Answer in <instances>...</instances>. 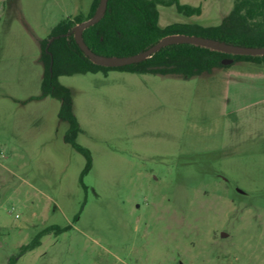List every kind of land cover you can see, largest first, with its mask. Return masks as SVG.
I'll return each instance as SVG.
<instances>
[{
    "label": "rangeland",
    "instance_id": "374dc122",
    "mask_svg": "<svg viewBox=\"0 0 264 264\" xmlns=\"http://www.w3.org/2000/svg\"><path fill=\"white\" fill-rule=\"evenodd\" d=\"M183 1L202 13L160 6V26L216 25L232 6ZM91 2L0 0V264H264V67L59 77L82 176L60 102L40 98V42ZM49 227L67 229L22 252Z\"/></svg>",
    "mask_w": 264,
    "mask_h": 264
},
{
    "label": "trees",
    "instance_id": "16d2710c",
    "mask_svg": "<svg viewBox=\"0 0 264 264\" xmlns=\"http://www.w3.org/2000/svg\"><path fill=\"white\" fill-rule=\"evenodd\" d=\"M99 0H92L87 14L77 13L55 25L49 36L40 42V61L43 65L40 98L51 97L60 102L58 118L68 124L64 140L85 158L82 176L91 168L89 150L76 142L82 132L72 111L71 90L58 81L61 76L109 71L133 74L180 75L184 78L209 74L224 68L223 59L232 63L248 62L264 67V56L231 55L209 48L174 44L161 48L149 58L122 67H103L91 62L76 44L72 29L92 17ZM174 7L184 17L199 16L201 6L183 4L180 0H108L103 17L84 29L83 40L92 52L103 56H131L149 49L161 38L172 34L194 35L239 47H264V0H232L230 11L216 25L204 26L195 22H173L159 25V7ZM49 227L21 247L22 252L40 244V237Z\"/></svg>",
    "mask_w": 264,
    "mask_h": 264
},
{
    "label": "water",
    "instance_id": "95a60500",
    "mask_svg": "<svg viewBox=\"0 0 264 264\" xmlns=\"http://www.w3.org/2000/svg\"><path fill=\"white\" fill-rule=\"evenodd\" d=\"M107 1L108 0H99V4L92 17L81 23H78L72 29L73 37L78 47L84 53V55L88 57V59L96 65L114 68V67H122L134 63H139L149 58L154 53L158 52L161 48L174 44H190V45L209 48L218 52L231 54V55L264 56V47L231 46L217 42L213 39L194 36V35H185V34L167 35L161 38L155 45L151 46L149 49L131 56L114 57V56H103V55L95 54L86 46L83 40V31L84 29L100 21V19L103 17L106 11ZM232 62L233 60L230 58L222 60L223 65H227Z\"/></svg>",
    "mask_w": 264,
    "mask_h": 264
},
{
    "label": "crops",
    "instance_id": "0c3cea01",
    "mask_svg": "<svg viewBox=\"0 0 264 264\" xmlns=\"http://www.w3.org/2000/svg\"><path fill=\"white\" fill-rule=\"evenodd\" d=\"M180 2H181V3H184L183 0H180ZM186 3H189L188 5H191V6H200V4L195 5V4L190 3V2H186ZM231 7H232V6H231ZM230 9H231V8H230ZM230 9L227 11V13L230 11ZM227 13H226V14H227ZM226 14H225V15H226ZM225 15H224V16H225ZM224 16H223V17H224ZM223 17H222V18H223ZM222 18H221V19H222ZM169 24H170V23H169ZM187 79H189V78H187ZM258 82H259L258 86L260 87V89L262 90V93H263V95L261 96V98H259L258 102H259V103H263V102H264V78L262 77V79H260ZM255 102H256V101H255ZM255 102H254V103H255ZM250 104H252V103H250ZM247 105H248V104H247ZM238 107H240V106H238ZM242 107H243V106H242ZM242 107H241V108H242ZM235 109H237V108H235Z\"/></svg>",
    "mask_w": 264,
    "mask_h": 264
}]
</instances>
